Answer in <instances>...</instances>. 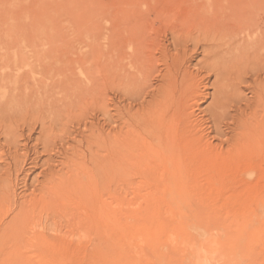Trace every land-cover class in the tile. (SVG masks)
Wrapping results in <instances>:
<instances>
[{"label": "bare ground", "instance_id": "bare-ground-1", "mask_svg": "<svg viewBox=\"0 0 264 264\" xmlns=\"http://www.w3.org/2000/svg\"><path fill=\"white\" fill-rule=\"evenodd\" d=\"M116 1L113 14L106 12L113 17H109L111 25L105 24L101 31L103 61L98 87L103 122L95 145L98 150L87 155V165L81 159L78 166L84 173L88 166L96 168L102 189L108 186L112 192L121 182L135 181L131 172L141 167L149 172L142 179L147 182L194 183L216 199L227 195L232 208L229 202L226 210L230 213L223 216L226 210L221 213L214 209L217 228L243 233L247 261H260L264 251V0H229V6L226 0H203L200 5L192 0ZM222 1L226 5L219 3ZM21 46L9 42L0 45V60H6L8 75L4 77L3 72L0 79V134L7 148L0 157L11 158L17 176L29 151L37 154L35 147L26 150L20 143L21 133L26 128L25 138L30 140L31 123H39L41 133L45 132V121L53 125L70 104L65 101L68 87L52 86L49 90L47 81H43L27 90L22 70L25 66L10 64L7 56L8 49L15 52ZM109 94L118 100L113 114ZM207 100L209 103L201 108ZM33 106L42 113L34 114ZM195 112L201 115L199 120L193 119ZM49 144H43L44 150ZM21 150L26 152L21 155ZM32 160L36 165L37 158ZM47 161L51 163L50 155ZM66 167L69 169V165ZM185 168L194 170L189 173ZM169 171L173 173L166 175ZM3 175L0 172V199L9 204L7 208L17 206L19 211L3 227L0 222L1 247L10 242L13 247H32L31 239L36 235L30 239L27 232L36 221L30 211L20 213L32 196H23L18 204L14 196L10 200ZM48 175L49 182L65 181L69 170L59 173L56 167H49L45 177ZM49 182L47 185L52 184ZM40 190V194L46 193L42 187ZM47 194V204L52 206L57 195L53 191ZM4 210L7 216L8 210ZM24 231L25 240H21L19 235ZM103 240L106 242L91 247L107 251L115 248L107 243L109 239Z\"/></svg>", "mask_w": 264, "mask_h": 264}, {"label": "rangeland", "instance_id": "rangeland-1", "mask_svg": "<svg viewBox=\"0 0 264 264\" xmlns=\"http://www.w3.org/2000/svg\"><path fill=\"white\" fill-rule=\"evenodd\" d=\"M202 1L192 0L197 5ZM226 1L229 6V0ZM112 2L114 0H0V45L8 42L22 45L15 52L8 49L7 56L10 64L16 62L25 66L22 70L27 90L43 81H47L49 90L68 87L65 101L71 104L66 111H61L53 125L45 121V132L41 133L39 123L36 126L31 123L30 140L26 141V128L21 133L20 143L26 145V150L35 147L37 154L29 151L20 175H16L10 157H0V172L8 182L9 199L14 196L18 204L23 196L31 195L29 205L22 207L20 213L30 211L31 218L36 221L27 232L28 238L36 235L35 240L30 238L34 243H31L32 247H13L12 242L1 247L0 241V264H249L244 234L217 228L215 211L222 213L228 209L229 202L232 205L227 195L222 200L216 199L203 193L194 183L147 182L142 179L149 172L145 173L141 167H135L131 172L135 181L121 182L112 192L108 186L102 189L96 168L88 166L84 173L78 166L81 159L87 165L91 152L98 150L96 146L103 122L102 96L98 87L103 61L101 31L105 24L111 25L109 19L113 17L109 15L117 5V1ZM109 6L112 7L110 10L107 9ZM6 65V60H0V79L3 72L4 77L8 76ZM78 93L81 97L74 99ZM109 97V109L113 114L118 100L113 94ZM208 103L209 100L201 108ZM33 108L34 114L42 113L36 106ZM28 113H31L30 109ZM200 116L195 112L193 119L199 120ZM44 141L50 143L48 150H44ZM3 142L0 134V154L7 150ZM80 149L83 154L77 153ZM25 152L21 150L19 154ZM79 154L86 157L81 158ZM48 155L51 163L47 161ZM35 157L36 165L31 163ZM7 167L9 173H6ZM49 167H56L59 173L69 170V179L49 182V175L45 177ZM185 169L189 173L194 170ZM172 173L169 171L166 175ZM74 179L77 182H73ZM48 182L52 184L47 185ZM41 187L46 192L44 195L40 194ZM48 188L57 195V200L53 197L52 206L48 205ZM7 204L0 199L1 227L19 211L17 206L7 208ZM4 209L8 210L7 216ZM226 213L230 212L226 210L222 216ZM25 234V231L20 234L19 239L25 240ZM231 234L233 237L229 236ZM103 239H109L107 243H113L115 248L110 246L113 249L107 251L91 247L99 241L105 243ZM261 255L262 259L254 264H264V251Z\"/></svg>", "mask_w": 264, "mask_h": 264}]
</instances>
